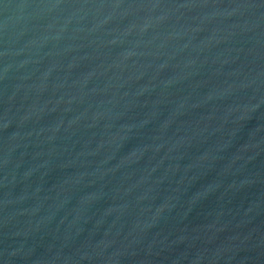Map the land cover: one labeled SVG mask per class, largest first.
Segmentation results:
<instances>
[{
  "label": "water",
  "instance_id": "water-1",
  "mask_svg": "<svg viewBox=\"0 0 264 264\" xmlns=\"http://www.w3.org/2000/svg\"><path fill=\"white\" fill-rule=\"evenodd\" d=\"M0 264H264V0H0Z\"/></svg>",
  "mask_w": 264,
  "mask_h": 264
}]
</instances>
